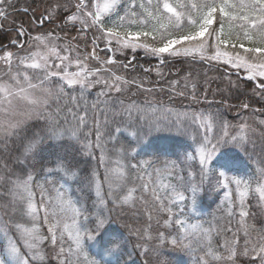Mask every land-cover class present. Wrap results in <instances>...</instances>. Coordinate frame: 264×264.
Here are the masks:
<instances>
[{"label": "snow or ice", "instance_id": "6c2138e0", "mask_svg": "<svg viewBox=\"0 0 264 264\" xmlns=\"http://www.w3.org/2000/svg\"><path fill=\"white\" fill-rule=\"evenodd\" d=\"M15 8V0H0V22ZM35 22L53 27L33 34L21 25L11 40L15 50L0 46V264H120L131 237L143 264H173L169 248L189 254L193 264H264V229L253 240L256 229L246 219L255 216L250 193L264 212V160L253 189L252 181L228 175L235 161L220 151L231 146L247 153L251 146L264 153V119L233 124L221 111L248 110L250 99L209 100L207 89L198 94L187 78L167 89L148 87L146 79L121 74L131 62L117 55L141 48L162 63L168 54L230 65L256 82L253 96L264 102V0H52ZM69 29L77 36L69 37ZM89 33L91 51H82L75 41ZM133 88L146 94L142 103L132 99ZM166 90L170 100L210 107L178 111L156 99L154 93ZM18 101L26 111L17 110ZM213 104L221 107L213 111ZM252 111L264 115V106ZM162 132L187 137L191 151L159 165L163 150L153 142ZM81 160H98L103 180ZM213 179L226 198L233 192L238 198L235 230L230 222L205 228L183 218L186 193L194 204L195 193ZM70 182L94 194L90 205L73 196ZM233 207L229 199V216Z\"/></svg>", "mask_w": 264, "mask_h": 264}, {"label": "trees", "instance_id": "16d2710c", "mask_svg": "<svg viewBox=\"0 0 264 264\" xmlns=\"http://www.w3.org/2000/svg\"><path fill=\"white\" fill-rule=\"evenodd\" d=\"M16 8L15 10H10L14 14L15 18L20 19L21 25L30 24V16L33 15V18L40 17L45 13L47 8L43 1L41 0H15ZM24 7H28L29 11L25 13L22 11ZM123 7V5H122ZM60 21H57L59 23ZM53 26L51 24H46L45 26ZM40 28V27H37ZM137 30L136 27H133V31ZM75 29H69V37L74 36L73 32ZM62 36L63 32L60 33ZM87 42L83 43L81 40L75 41L81 47L82 51H91V38L85 36ZM17 39V31L15 29H6L0 27V46H5L6 48H13L11 45V40ZM141 41H144V38L141 37ZM148 43H153L151 38L147 40ZM103 44L101 45V47ZM246 46L247 43H246ZM175 47H180L176 45ZM227 50L232 51L230 45L226 46ZM103 55V54H101ZM119 60H124L132 58L131 67L125 72L122 68L120 69L121 74H125L128 78H133L130 76H135L137 79L147 80L148 83L146 86L152 87H163L164 89L168 88V84L172 80H178L181 82V85L185 82L187 78L189 85L191 83H196L198 94H202L205 89L208 92V99L219 100L221 98L228 99L231 104L239 105L242 100H249L251 103V108L248 110H241L238 107L235 109L227 110L221 107L220 105L213 104L211 108L213 111L217 107H221V111L224 113V118L229 120L233 124H238L241 122V118H247L250 124H255L256 117L264 119V115L260 113H253L252 108H258L264 106V102H261L258 97L253 96V88L255 84L253 81H248L245 78L240 77V74L243 73L242 69L239 70L240 74L227 73L225 69H231L230 65H226L218 62H206L200 60L199 57L193 59L191 56H176L172 57L168 54H163V63L161 62V57H157L150 53H146L144 49L138 48L135 52L132 49H125L123 54H117ZM94 63V62H93ZM145 69H150L151 71L145 72ZM233 70V69H231ZM236 70V69H234ZM162 74L158 75L157 72ZM229 80L239 84V88H233L229 85ZM136 95L132 97L137 102L142 103L145 99V93L136 91L133 88ZM185 91H190L186 89ZM157 100H162L165 105H170L178 111H200L202 109H208L210 106L207 103H193L187 98L175 97L170 100V93L166 90L164 92L154 93ZM34 122L30 121L29 125L31 126ZM156 139L153 142L154 147L162 149L160 155V161L164 159H176L177 156H182L183 153L191 151V141L184 136H179L175 132H162L154 134ZM257 140L259 138L257 137ZM113 144L108 143L107 148L111 154L113 149ZM151 151V149H149ZM221 152H227V154L235 161L234 167L231 171L228 172L229 176L236 175L244 180L252 181V187L255 188V180L257 177V169L262 166L260 164L261 160H264V153H261L259 148L253 151L252 147L249 146L248 152H242L238 148H233L231 146L227 148H221ZM15 154V153H13ZM99 157V151L96 153ZM80 160V158H77ZM81 166L86 167L89 170L96 169L100 174L101 180H103L105 167L100 165L98 160L88 161L85 164L82 160ZM214 168H217V175L219 172L218 165L213 164ZM71 191L75 198L87 200L89 205L92 200L95 199L94 194H90L87 189H84L82 185L70 182ZM202 191L195 194V203L193 204V199L190 195L188 200L185 203L184 215L188 221H197L201 224L210 227L215 224L217 227L226 225L220 221L223 214L226 215V210L223 209V206H219V199L221 196V186L217 184L216 180L213 179L210 183L205 182L202 185ZM105 186V191H106ZM91 195V199L89 196ZM257 201L252 198L250 193L248 198V208L251 212H255V216H250L247 219L249 224L255 226L256 231L251 232V238L255 240L257 238L258 231L264 229V212L256 207ZM130 215V214H129ZM140 215V214H139ZM230 217V226L233 230L237 229L239 225L236 226L232 216ZM229 219V218H228ZM229 224V223H228ZM113 227L119 228V225H114ZM125 235L127 233L125 232ZM228 236H231V233H228ZM240 243L243 244V233H240ZM131 243L128 245L126 251L120 256V264H143L144 257L139 255V249H135L134 245L136 243L135 237H131ZM217 241L222 239V236H216ZM3 241V238L0 237V242ZM166 254L170 260L173 261V264H193V258L179 250H171L170 248L166 250Z\"/></svg>", "mask_w": 264, "mask_h": 264}, {"label": "rangeland", "instance_id": "374dc122", "mask_svg": "<svg viewBox=\"0 0 264 264\" xmlns=\"http://www.w3.org/2000/svg\"><path fill=\"white\" fill-rule=\"evenodd\" d=\"M41 1H43L45 4V6L48 8L49 7V4L50 3H52V0H41ZM31 18L29 19L30 20V24H27V25H22L25 29H28L29 31H31L33 34H35L36 32H38V31H47L48 29H50V28H52L53 26H50V25H48V26H44L43 28H41L40 26H38L37 24H36V22H35V18H33V15L32 16H30ZM21 21H20V19L19 18H15L14 17V14L12 13V11L10 12V15L8 16V18L6 19V20H4V21H2V22H0V27L1 28H6V29H15L16 31H17V29H18V27L19 26H21V23H20ZM37 27H40V28H37ZM73 35L74 36H77V32L75 31V32H73ZM88 36H89V39L91 38V33H89L88 34ZM13 40V39H12ZM79 40H81L83 43H85L86 44V42H87V40H86V38H85V36L84 37H81ZM11 42V41H10ZM103 47V46H102ZM81 48V47H80ZM7 50H15L14 48H7ZM131 60H132V58L130 57V58H128V59H124V60H120L121 62H123V63H129V62H131ZM231 69H233V68H231ZM231 69H225V71L227 72V73H234V74H240V72L239 71H237V70H231ZM242 72L243 73H241L240 74V77H242V78H245L246 79V73L244 72V70H242ZM130 77H135V76H130ZM136 78V77H135ZM254 82V84L256 83L255 81H253ZM16 107H17V110L19 111V112H24V111H26L27 110V108H28V106L27 105H25L23 102H17L16 103ZM162 162L163 161H158V164L159 165H162ZM222 179V178H221ZM50 189H51V185H49L48 186ZM233 187V189H234V185L232 186ZM202 186L200 187V189L195 193V194H197V193H200L201 191H202ZM221 189H222V194H221V196H220V199H219V206H223V209H225L226 210V215L225 214H223V216H221V218H220V221L224 224V222H226V225H228V223H229V220H230V217H229V215H228V203H229V199H232L233 200V202H234V204H235V207H233V209H232V211H233V213H234V215H232V217H233V219H234V223L236 224V226L237 225H239V210H238V198L236 197V194H235V192H233V195H232V197H229V198H226V196H225V192H226V190L225 189H223L222 187H221ZM52 195H54L55 193L54 192H52L51 193ZM186 194H188V195H190L191 197H192V193H186ZM38 199V198H37ZM223 202V203H222ZM43 216V213H41V217ZM183 218H185V219H187L186 217H185V215H184V217ZM229 218V219H228ZM146 216H144L143 215V211L141 210L140 211V215H139V221H138V223L140 224V225H144L145 223H146ZM188 221V220H187ZM188 223H190V224H197V223H199V224H201V222H197V221H188ZM41 226H42V231L45 233V234H47V228H46V226H44L43 225V222H42V219H41ZM205 228H207V226L206 225H203ZM156 227H157V225H156V223H155V220H153V230H155L156 229Z\"/></svg>", "mask_w": 264, "mask_h": 264}]
</instances>
